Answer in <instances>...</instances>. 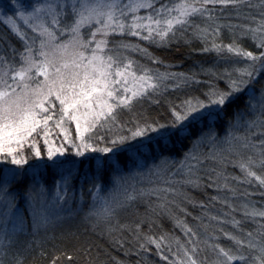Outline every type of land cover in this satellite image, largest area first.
Returning a JSON list of instances; mask_svg holds the SVG:
<instances>
[{"label":"snow or ice","instance_id":"1","mask_svg":"<svg viewBox=\"0 0 264 264\" xmlns=\"http://www.w3.org/2000/svg\"><path fill=\"white\" fill-rule=\"evenodd\" d=\"M241 6L258 9L259 22L246 29L255 50L235 41L217 43L221 26L215 23L216 12ZM142 9L148 14L140 15ZM196 18L209 23L205 27L191 23ZM0 23L23 41L19 50L0 40L5 45L0 48V264H9V259L11 264H24L23 255L13 249L25 232L29 213L33 232L63 222L61 213L67 208L69 217L74 210L76 215L83 213L93 231L103 226L111 236L121 228L120 210L146 195L156 196L165 209L170 204L179 207L169 195H183L179 188L185 185L199 187L198 173L207 160L223 165L230 155L242 174L231 180L264 188V139L252 143L247 135H237L242 128L264 127V0L259 5L251 0H160L159 7L154 0H0ZM189 27L192 37L204 44L202 51L234 58L231 70H205L226 86L213 83L199 96L189 95L179 104L167 102L163 118L137 113L146 101L159 104L158 97L170 85L192 87L202 82L196 73L160 72L141 65L124 53L139 52L152 64L163 62L139 44L123 39L113 44L114 40L131 36L165 46ZM254 116L257 119H250ZM185 142L191 147L173 173L181 179H173L168 176V156ZM205 145L214 150L202 152ZM145 175H155L159 183L138 187L137 178ZM208 181L207 186L218 191L223 181V190L236 194L222 171L209 175ZM77 187L81 197L87 192L91 204L77 206ZM223 202L236 211L227 197ZM243 214L264 219V210L248 204L243 205ZM209 220L240 224L234 217ZM176 226L184 241L144 235L143 221L128 230L140 251L154 247L166 264H206L207 257L200 258L206 249L214 256L212 264H264V224L255 237L248 232L247 239L220 229L233 241L228 248L208 242L216 237L201 240L198 228L184 220L176 218ZM199 227L208 233L212 226ZM113 242L121 247L124 243ZM81 250L91 251L84 245L76 249ZM60 251L71 264L73 256L67 249ZM50 264H61V256L53 255Z\"/></svg>","mask_w":264,"mask_h":264},{"label":"trees","instance_id":"2","mask_svg":"<svg viewBox=\"0 0 264 264\" xmlns=\"http://www.w3.org/2000/svg\"><path fill=\"white\" fill-rule=\"evenodd\" d=\"M168 3L169 0H164ZM179 2V0H176ZM154 3L159 7L160 0H154ZM251 3L259 5L261 0H251ZM257 8H248L241 6L239 8H227L222 12L219 10L216 15L219 17L216 24L221 26L220 36L217 43L229 44L233 41L237 45L247 50H255V42L251 34L247 33L248 27H256L259 22V15ZM140 15L148 14V10H140ZM247 17V18H246ZM251 17H255L252 19ZM191 23L199 25L200 27L207 26V21L202 18H196ZM193 29L187 28L184 33H177V38L170 44L165 46H158L149 44L146 41H141L135 37H117L113 44H118L121 39L125 43L139 44L141 48H147L148 52L159 58L162 64H152L151 61L140 54L139 52L128 51L124 53L130 59L137 61L139 64L157 68L160 72H174L185 73L191 75L197 74V79L202 83L192 87H179L175 88L169 86L168 90L158 99L159 104L146 101L136 109L137 113L146 115L150 118H163L167 115V102H174L179 104L181 100L189 95H201L208 90V87L215 83L220 88H224L225 82L223 80H215L214 77L205 74V70L211 69L216 73H223L225 70H231V60L234 59L228 56H219L215 52L202 51L204 44L192 37ZM0 40H6L12 47L22 50L23 41H20L12 35L7 27L0 23ZM187 41V42H186ZM113 46V45H110ZM5 45L0 43V48ZM170 66V67H169ZM240 67L242 65H235ZM264 84V81L261 82ZM259 88L260 85H257ZM128 119V116H124ZM250 119H257V117H250ZM74 132V125L71 129ZM264 127L256 125L250 130L240 129L237 135H247L252 143H259L264 139ZM39 143L43 147V141ZM191 147L189 142L184 145H177L171 150V155L168 156L169 172L168 176L173 179H181L179 175L173 176V173L179 168L180 162L183 161L184 153ZM227 149V145L220 146ZM204 153L212 152L214 149L211 145H205L200 149ZM227 155V153H226ZM234 157L228 156V162L220 165L214 160L204 161L200 172L198 173L202 179L199 187L185 185L179 188L183 193L181 196L172 197L169 195L168 199H175V205H168L167 209L163 208L162 201L157 200L156 196H144L136 200L131 206L120 210L117 220L121 228L114 231L111 236L107 234L103 226L93 231L91 225L83 220V213L76 215L75 210L69 217L67 208L61 213L66 219L63 222L57 223L54 227H50L48 231L43 229L33 232L30 228L31 215L29 213L25 221V232L20 236L16 243L13 253L20 252L24 257V264H50L53 255L61 256V264H68L67 260L63 259L60 250L67 249L69 255L73 256L71 264H166L155 251L154 247L148 252H142L138 249L137 242L133 234L128 228H134L135 225L143 221L142 232L144 235H152L159 237L166 235L170 238L180 239L184 241L186 238L179 227L176 226V218L186 221L189 226L200 231L201 240L206 237H216L217 239L209 238V243H219L222 247L228 248L233 246V241L224 237V232H228L237 236L240 239H247V233L252 232L253 236L257 235L260 226L264 224V219L260 217L244 216L243 205L248 204L249 207H255L258 210H264V188L256 184H238L236 181L231 180V177H240L242 174L240 169L234 166ZM159 163V161H156ZM216 171H222L223 174L229 177V186L236 188V194L223 190V181H221V189L218 191L215 187H208V176H215ZM138 187L150 188L156 186L158 178L145 175L138 177ZM159 186L163 187L162 183ZM179 187V186H178ZM212 197H219L217 200L211 199ZM227 197L228 203L236 208L235 212L226 207L223 200ZM91 197L85 191L83 197L79 187L76 190V204L77 206L84 203L91 204ZM205 205L201 208L200 205ZM184 209L188 215L185 216ZM231 212L230 216H225L224 213ZM216 216L222 221H231L234 217L235 220L240 221L238 226L233 225L231 222L217 223L210 221L209 217ZM195 218V219H194ZM117 221H113L115 225ZM203 224H211V229L205 233L202 227ZM126 226V227H125ZM114 240L123 241V246L114 243ZM90 247V252L76 251L81 246ZM201 248L206 249V245L201 244ZM173 250L175 245L173 244ZM207 257L206 264H212L214 256L210 249H206L200 253V258ZM11 264V259H9Z\"/></svg>","mask_w":264,"mask_h":264},{"label":"rangeland","instance_id":"3","mask_svg":"<svg viewBox=\"0 0 264 264\" xmlns=\"http://www.w3.org/2000/svg\"><path fill=\"white\" fill-rule=\"evenodd\" d=\"M124 2L126 3V2H127V0H124Z\"/></svg>","mask_w":264,"mask_h":264}]
</instances>
